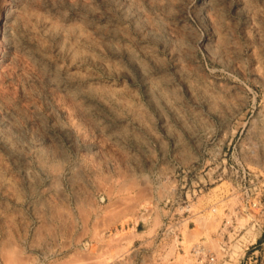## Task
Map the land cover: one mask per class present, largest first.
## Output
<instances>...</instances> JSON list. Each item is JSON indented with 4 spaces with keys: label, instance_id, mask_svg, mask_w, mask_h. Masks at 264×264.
Instances as JSON below:
<instances>
[{
    "label": "rangeland",
    "instance_id": "obj_1",
    "mask_svg": "<svg viewBox=\"0 0 264 264\" xmlns=\"http://www.w3.org/2000/svg\"><path fill=\"white\" fill-rule=\"evenodd\" d=\"M252 182L264 0H0V264H241Z\"/></svg>",
    "mask_w": 264,
    "mask_h": 264
},
{
    "label": "built area",
    "instance_id": "obj_2",
    "mask_svg": "<svg viewBox=\"0 0 264 264\" xmlns=\"http://www.w3.org/2000/svg\"><path fill=\"white\" fill-rule=\"evenodd\" d=\"M256 187L257 184H253L252 182V187L243 190L241 200L243 207L252 212L254 217L253 222L258 225L260 221H264V201L256 193ZM263 252L264 240L262 242L255 241L245 251L241 264H263ZM192 254L198 261V264H215L216 258L214 254L208 252L202 245L196 244L192 248Z\"/></svg>",
    "mask_w": 264,
    "mask_h": 264
},
{
    "label": "bare ground",
    "instance_id": "obj_3",
    "mask_svg": "<svg viewBox=\"0 0 264 264\" xmlns=\"http://www.w3.org/2000/svg\"><path fill=\"white\" fill-rule=\"evenodd\" d=\"M13 7L14 6L9 7V12L15 13V18L13 20V26L10 28L11 32L14 31V25H16V23H18L19 20H22V18L24 17L22 12L19 10V7H16V8H13ZM50 28H51L50 26H49V28H46L48 32H50V30H51ZM57 32H58V35H65V33L68 32V29H66L65 27H57ZM107 89L112 91L114 95H118V93H120V90H123V87H119L115 83H110L107 86Z\"/></svg>",
    "mask_w": 264,
    "mask_h": 264
}]
</instances>
